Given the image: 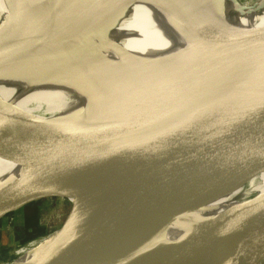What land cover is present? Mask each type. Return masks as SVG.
Listing matches in <instances>:
<instances>
[{
	"label": "water",
	"instance_id": "water-1",
	"mask_svg": "<svg viewBox=\"0 0 264 264\" xmlns=\"http://www.w3.org/2000/svg\"><path fill=\"white\" fill-rule=\"evenodd\" d=\"M118 1L123 0H78L62 9L65 0H25L0 29V69L27 64V48L36 39L79 35ZM150 1L193 19L225 61L219 82L208 71L187 72L170 82L172 90L133 113L158 120L160 128L128 125L125 115L107 121L41 120L0 98V149L35 169L0 190V222L47 199L70 205L61 226L45 236L35 264H250L249 245L264 238V199L252 200L138 258L184 214L264 173V90L239 104H222L264 71V31H226L180 0ZM211 107L216 115L190 121ZM20 248L3 264L16 259Z\"/></svg>",
	"mask_w": 264,
	"mask_h": 264
},
{
	"label": "bare ground",
	"instance_id": "bare-ground-1",
	"mask_svg": "<svg viewBox=\"0 0 264 264\" xmlns=\"http://www.w3.org/2000/svg\"><path fill=\"white\" fill-rule=\"evenodd\" d=\"M4 1L0 0V7ZM180 1L220 29L237 33L264 31L261 0ZM77 2L65 0L62 9ZM27 49L30 56L27 64L10 63L0 69V98L2 103L41 120L107 121L125 115L130 116L128 125L136 121L141 126L158 129L162 126L158 120L139 119L133 113L151 104L164 91L172 90L170 82L187 72L208 71L219 82L225 71L222 49L193 19L178 18L167 7L150 0L109 3L79 35L62 41L36 39ZM262 90L264 71L222 104L224 107L239 104ZM217 108H208L190 121L213 117ZM175 134L183 142L179 126ZM34 171L0 149V179L5 177L0 181V190ZM261 199H264V173L184 214L162 237L142 249L138 258L174 245L206 222ZM86 225L87 220L82 231ZM47 241L48 237H44L29 242L18 251L16 259L6 264L34 263ZM262 244L264 238L253 241L248 253Z\"/></svg>",
	"mask_w": 264,
	"mask_h": 264
},
{
	"label": "rangeland",
	"instance_id": "rangeland-1",
	"mask_svg": "<svg viewBox=\"0 0 264 264\" xmlns=\"http://www.w3.org/2000/svg\"><path fill=\"white\" fill-rule=\"evenodd\" d=\"M261 1L264 3V0ZM24 2L25 0L4 1L0 7V29L19 13ZM242 2L245 1L242 0ZM4 178L2 177L0 181ZM62 195L69 201L73 200L72 194L64 193ZM69 208L70 205L66 200L52 198L38 204L25 206L5 217L0 222V264L15 258L13 252L22 245L26 246V243L41 239L59 228ZM248 258L250 264H264V244L251 250L248 253Z\"/></svg>",
	"mask_w": 264,
	"mask_h": 264
}]
</instances>
